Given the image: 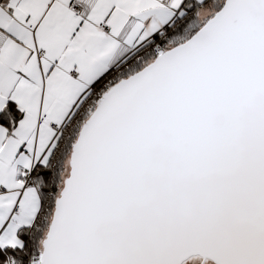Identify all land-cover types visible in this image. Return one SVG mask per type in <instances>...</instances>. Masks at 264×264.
Wrapping results in <instances>:
<instances>
[{
	"label": "snow or ice",
	"instance_id": "snow-or-ice-1",
	"mask_svg": "<svg viewBox=\"0 0 264 264\" xmlns=\"http://www.w3.org/2000/svg\"><path fill=\"white\" fill-rule=\"evenodd\" d=\"M0 264H264V0H0Z\"/></svg>",
	"mask_w": 264,
	"mask_h": 264
}]
</instances>
